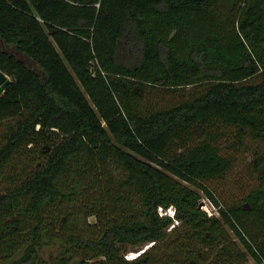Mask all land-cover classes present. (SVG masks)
Segmentation results:
<instances>
[{
	"label": "trees",
	"instance_id": "obj_1",
	"mask_svg": "<svg viewBox=\"0 0 264 264\" xmlns=\"http://www.w3.org/2000/svg\"><path fill=\"white\" fill-rule=\"evenodd\" d=\"M0 70V264L264 260V153L243 203L209 185L229 127L264 142V0H0Z\"/></svg>",
	"mask_w": 264,
	"mask_h": 264
},
{
	"label": "rangeland",
	"instance_id": "obj_2",
	"mask_svg": "<svg viewBox=\"0 0 264 264\" xmlns=\"http://www.w3.org/2000/svg\"><path fill=\"white\" fill-rule=\"evenodd\" d=\"M262 78L257 76L249 79L247 83L260 81ZM206 84L200 86H189L181 91H166L159 88H152L150 93L144 98L145 110H156L169 107L170 105L192 99L206 91ZM225 136L220 141V146L225 155L233 159V166L230 171L221 179L210 181V186L216 193L217 199L224 206H230L237 203H243L247 195L255 188L260 186L259 171L256 167V158L264 153V142L252 138L249 134L240 137L236 128L229 127ZM264 171V162L261 165ZM201 207L208 211V214L219 215L218 207L204 194ZM163 214L174 216V208L168 210L162 209ZM90 221L95 222L96 217H90ZM179 225V221L169 229L170 231ZM233 237L235 235L231 232ZM153 243L139 246H127L125 257L135 259L143 254ZM47 256V253H46ZM253 261L250 258L248 262Z\"/></svg>",
	"mask_w": 264,
	"mask_h": 264
},
{
	"label": "water",
	"instance_id": "obj_3",
	"mask_svg": "<svg viewBox=\"0 0 264 264\" xmlns=\"http://www.w3.org/2000/svg\"><path fill=\"white\" fill-rule=\"evenodd\" d=\"M12 81L11 77L4 71L0 70V96L4 94L7 86Z\"/></svg>",
	"mask_w": 264,
	"mask_h": 264
},
{
	"label": "built area",
	"instance_id": "obj_4",
	"mask_svg": "<svg viewBox=\"0 0 264 264\" xmlns=\"http://www.w3.org/2000/svg\"><path fill=\"white\" fill-rule=\"evenodd\" d=\"M161 210H162V208H160L159 211H160L161 214H163V213L161 212ZM245 264H264V260H260V261H255V260H253V261H251V262H247V263H245Z\"/></svg>",
	"mask_w": 264,
	"mask_h": 264
}]
</instances>
